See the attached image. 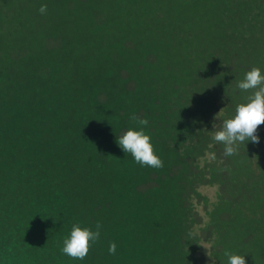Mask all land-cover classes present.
I'll list each match as a JSON object with an SVG mask.
<instances>
[{"label":"trees","instance_id":"16d2710c","mask_svg":"<svg viewBox=\"0 0 264 264\" xmlns=\"http://www.w3.org/2000/svg\"><path fill=\"white\" fill-rule=\"evenodd\" d=\"M253 67L264 0H0V264L79 263L63 240L97 222L102 262L264 264V124L230 157L213 140ZM133 115L162 167L118 145Z\"/></svg>","mask_w":264,"mask_h":264},{"label":"clouds","instance_id":"9594fccd","mask_svg":"<svg viewBox=\"0 0 264 264\" xmlns=\"http://www.w3.org/2000/svg\"><path fill=\"white\" fill-rule=\"evenodd\" d=\"M41 14L46 13L47 5L41 4ZM238 89L247 91L255 89L251 97L245 103L236 106L235 114L223 121L219 130L215 131L213 140L223 144L224 155L232 156L236 153L239 144H259L258 126L264 124V72L258 67H253L244 74V78L238 81ZM132 120L137 122L136 127H130L117 140L118 145L125 153H130L136 163L141 166L160 168L163 161L156 154L151 136L145 131L148 120L139 119L133 115ZM214 127V125H213ZM209 159L215 160L216 153L208 154ZM102 225L97 222L95 230L91 227L73 224L69 234L63 240L61 251L73 259H84L90 249L101 235ZM116 244L111 243L108 251L116 253ZM227 264H246L245 255L225 251Z\"/></svg>","mask_w":264,"mask_h":264},{"label":"rangeland","instance_id":"374dc122","mask_svg":"<svg viewBox=\"0 0 264 264\" xmlns=\"http://www.w3.org/2000/svg\"><path fill=\"white\" fill-rule=\"evenodd\" d=\"M209 153H207V161H210L211 159H209V156H208ZM205 164V161H204V158L200 159L199 161V165L200 167H202L203 165ZM206 181H204L205 183ZM218 185L217 184H214V185H211V186H203V187H200L199 189L202 191L203 194H206L210 199H213L215 197V191L217 189ZM198 209V218L199 220H201V216L203 214V211H202V206H198L197 207ZM87 227H93L91 225H85ZM93 230H95L94 228H92ZM102 240H100L99 242H101ZM117 243H121V242H117ZM95 244V243H94ZM95 252H88L87 256L84 258V259H79L80 262L79 263H76V262H65L62 260H59V262H54L53 264H111V263H107V262H102L100 259H101V256H100V253H98L96 250H94ZM101 251H103L106 255L108 256H113L112 254L109 253L108 251V248H103ZM98 253V254H97ZM137 258L134 257V260H136ZM129 256H118V259L116 260L118 262V264H127L128 261H129ZM201 260H202V263L200 262V264H207L206 261L208 260V257L206 254H204V251H203V254L201 256ZM141 261V260H140ZM113 264H117V263H113ZM139 264H146L145 261H141Z\"/></svg>","mask_w":264,"mask_h":264}]
</instances>
